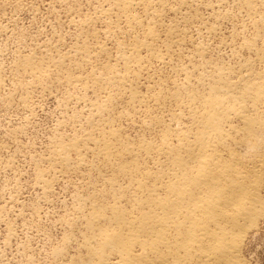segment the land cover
<instances>
[{
  "label": "bare ground",
  "instance_id": "obj_1",
  "mask_svg": "<svg viewBox=\"0 0 264 264\" xmlns=\"http://www.w3.org/2000/svg\"><path fill=\"white\" fill-rule=\"evenodd\" d=\"M151 1L152 0H142L140 2L144 4ZM140 2H138V0H109L110 7L108 6L109 8L101 10L102 13L99 12L107 21L109 19L108 22H105L107 26L103 24L107 28L105 32L108 33V35L110 32H113L110 18L113 16L114 10H117L118 16L116 15V17L124 19L123 21H125L129 27L133 29H143V34L141 33L143 38H132L133 40L135 39V41L131 42L132 45L130 47L127 45L126 47L123 43H120L122 45L115 62L109 60L105 63L103 61V64L100 63V66L93 65L94 67L97 66L98 69L94 71L93 68V71H91V69L90 72L88 70L87 75L81 74L79 69L82 70L83 64H90L91 60L95 58V53L94 50H92L93 48L90 46L88 47L86 43L85 45L83 44L77 47L72 46L74 49H70V51L65 54L63 53V55L56 56L48 52L42 60H36L37 58L30 54L25 57L23 56L21 68L30 74L29 76L32 78L31 81L29 80L30 83L33 80V83L38 81V85L40 86L42 84V82H40L42 80L40 79L56 74L58 79H64L70 87L71 85L74 86L73 88H78V86L82 87L84 91H86L84 93L88 94L91 91L93 93L99 91L98 93H100V95L101 93L105 94L104 100H100L102 98L101 96V98L91 97L87 99L88 95L86 96L83 93L86 98L81 95L84 102L86 101L85 106L87 103L89 108V127L84 129L83 133L79 136L71 135L73 137L65 140L60 137L61 140L59 142L56 140L58 143L57 147L54 146L56 147L54 148L55 150L52 149L54 150V153L52 152L53 155L51 157L49 156L50 171L60 167L61 170H59L63 172L66 169L68 170V168L75 167V165L82 166L86 163L88 164L87 158L89 157L87 156L90 153L105 163L104 165H106L107 171L108 168L112 171L110 176L107 175L103 177L104 187H106L105 190H107L106 195L108 198H111V201L108 202V200H106L107 202L105 203L103 202L105 198L98 201V199L91 197L85 201L82 198V201L80 198L81 203L83 202L85 207L89 206V210H87L89 212L86 214L83 212L85 215H81L85 224L84 227L86 230H84L87 231V233L84 235L83 241L80 240L82 243L79 245L86 250L87 255L85 257H77L78 259H75L74 262L72 261V264H246L247 261H245L243 258L244 256H242L244 241L249 232L259 225L260 220L264 216V199L261 195V189L264 184V117L259 116L260 111L264 113V73H259L260 71L257 73L255 68H253V71H255L253 72L246 64L247 66H242L243 69L242 67L239 69L241 71H239V74L237 73V80H234V77H226L225 74L227 73H224L225 69H223L224 71L219 69L220 71L216 72V75H213V78H211L209 82L206 81L208 80L206 77H209L210 74L209 76L204 75L205 73L198 74V77L195 79L198 84H195V82L192 81L193 78H191L192 74H189L186 68L187 72H185L187 75L184 72L186 84L184 85L185 87H183V92L186 93V95L179 89V91L176 90V92L173 90L175 92L173 97L178 101L182 93L184 94L183 96H186V105H184V108L187 106L190 112V114H188L189 119L187 123H183L185 116L179 109L182 113H179L180 111L178 110V113H172V118L179 123L182 122L184 125L182 124V127L178 126L176 128H170L168 126L169 128L167 127L164 132L162 130L163 134L160 143L155 144V141V143H152L146 139V141L141 140L137 143H131L127 138L124 139L119 130L120 128L117 129L111 125V123H113L111 122L112 119L108 118L111 121L105 118L102 119L104 113L110 111V104L114 99L121 93L125 95L124 93L127 92L130 95H128L130 99L126 104L131 111H136L138 103L141 102L142 98L135 90L136 87L135 89L131 87L132 81L128 84L130 87L127 86V83H129L127 81L130 75H134L137 78L141 76L140 71L142 69L139 70V68H142L146 61L142 56L143 51H146V55H148V51L152 58L156 60L159 59V61L161 60L164 63L167 62L171 52H169L171 49L170 45V47L167 46L170 49H164L165 51L159 50L155 45L160 38V34L155 28L156 26H151L152 23L147 24V22L145 24V21L148 20L149 17H146L148 19L144 21L142 17L139 18L137 15H134V9ZM248 3L249 0H247V4ZM143 8L146 7L143 6ZM97 11L98 10H96V12ZM153 12H156V10H153ZM102 15L99 14V16ZM97 17L98 16H96V18ZM94 19H90L89 21L94 22ZM80 20H83L85 24L88 22L85 21L86 19ZM118 20L119 19H117V23L121 22ZM151 20L150 21L153 22L154 19ZM157 21L160 20H156V22ZM103 22L104 20L102 23ZM156 22L155 24H157ZM117 23L114 24L115 27ZM94 24L96 23H93V25ZM80 27L82 26L80 25ZM164 29L167 30L165 27ZM97 30L98 29H96V31ZM119 30L121 31V29ZM119 30L118 34L120 33ZM131 31L133 32V30ZM83 32L86 31L83 30ZM88 32L87 34H90L93 31L90 33ZM165 32L164 30V33ZM167 32L169 33V30ZM173 32H175V30L172 31V34ZM94 34H97V32ZM96 36H98V34ZM111 36L113 37L114 35L111 34ZM178 37L180 38V35ZM105 38H109V36L107 37L106 35ZM165 38L167 39L168 37ZM179 38L178 40H180ZM116 42L119 41L117 40ZM103 43L105 44L107 42ZM124 43L126 44V42ZM250 43L249 41V45ZM104 44L98 46L101 55L109 51ZM128 45H130V42ZM111 51L114 50H110V52ZM260 52L262 51L260 50ZM101 55L99 54V56ZM109 55L110 56L106 55V57L108 56L111 58L112 54ZM259 55L257 54L256 56L260 57ZM112 58L114 57L112 56ZM68 62H70L68 67H71V69L67 71L66 65ZM146 63L150 62L146 61ZM23 70L22 73H24ZM77 71L79 73H77ZM262 72L264 71L262 70ZM49 78L50 77H48V79ZM1 80L2 79H0V83L2 82ZM44 80L45 79H43V82ZM52 84L51 81V85ZM135 85H137L136 82ZM196 85L202 86V91H199ZM41 87L43 86L41 85ZM159 92H157V94H159ZM79 93L81 92L79 91ZM28 95L26 94V97ZM142 95L144 94H141V96ZM75 97L76 96H74V98ZM157 97L156 95V98ZM145 102L146 101H144L143 104ZM178 104L182 105L180 103ZM112 109L113 107L111 108V112L113 113ZM150 112L152 113V111ZM262 113H260V115ZM126 114H128V112ZM129 114L131 113L129 112ZM85 119H87L86 115ZM234 119L239 120L237 122L238 124L233 123ZM157 120H154L155 123ZM157 123L160 122L158 121ZM258 133L261 134L258 135ZM75 135L77 134L75 133ZM72 152L77 154L75 157L77 159L74 160V158L73 161L70 156ZM249 152L254 153V156L251 157L248 154ZM89 164L91 165V162ZM95 165L92 164V166ZM78 168H76L77 171ZM50 171H48V169L47 171L42 169L39 171L38 176L39 181L48 192L52 185V181L48 177V172ZM99 174H101V172ZM119 177L125 178L127 184H121L118 180ZM53 178H55V176ZM53 178L52 180H54ZM100 192L102 193V191ZM105 193L106 191H104V194ZM85 207L82 208L84 209ZM84 210H86V208ZM62 250L64 249L62 248ZM62 250L59 249L56 253L61 255L63 254ZM71 257L73 258V256Z\"/></svg>",
  "mask_w": 264,
  "mask_h": 264
},
{
  "label": "rangeland",
  "instance_id": "obj_2",
  "mask_svg": "<svg viewBox=\"0 0 264 264\" xmlns=\"http://www.w3.org/2000/svg\"><path fill=\"white\" fill-rule=\"evenodd\" d=\"M140 1L142 0H138V2ZM245 1L152 0L151 2L154 3L143 2L144 4L140 2L134 9V15H137L139 18L142 17L144 21L148 19L146 17H149V19L145 21V24L148 22L147 24L152 23L151 26H156L155 28L160 34L159 40L155 43L157 48L163 51L170 48L172 49L169 50V52L171 51L170 57L168 58L169 63L168 60L165 63L161 60L159 61V59L156 60L152 58L148 51V55H146V51H143L142 56L150 63H146L145 61L142 68H139V70L142 69L140 71L141 76L137 78L134 75H130L127 81L129 82L127 83L129 87L130 85L128 84L132 81L131 87L134 89L136 87L135 90L143 100L138 103L137 112L131 111L126 104L130 99V97H128V92L124 93L126 96L121 93L116 98L118 101L114 99L115 101L113 100L111 102L110 114L109 112L104 113L102 119H112V121L108 119L113 122H110L111 125L117 129L120 128L119 130L123 138H127L131 143H137L146 139L149 142H156L155 144H158L160 143L164 130L167 129L168 126L170 128L182 127L189 119L188 114H190V112L187 106L184 108V105H186V96H183L184 94L186 95V93L183 92V87H185L184 85L186 84L185 74L187 70L189 74H192L191 78H193L192 81L195 82V84H198L195 81L198 74L205 73L204 75L208 76L210 74L209 77H206L208 79L206 81L209 82V80L213 78L212 76L216 75V72L222 71L223 69H225L224 73H227L225 74L226 77H234L233 79L237 80L239 71H241L239 69L247 65L251 68V71L255 68L256 70H254L257 73L258 71H260L259 73H264L262 72V70L264 71V0H249L248 4L247 0ZM109 4V0H0V76L2 77H0V79H2L0 83V264H72L75 259H78L77 257H85L87 255L86 250L79 246L82 243L81 241H83L84 235L87 233L81 215L89 212L87 211L89 210V206L85 207L83 202L81 203V199L83 198L85 201L91 197L98 199V201L105 198L103 200L105 203L107 202L106 200H108V202L111 201V198L109 197V199L106 195L107 190H105L106 187H104L103 177L107 175L110 176L112 171L109 168L107 171L106 165H104L105 163L91 153L87 156L89 157L87 158L88 162H91V165L89 163H86L87 167L86 164H84L85 167L84 165H75V167L68 168V170L66 169L67 171H65L67 173L65 171L61 172L60 167L56 170H51V172L49 164V158L53 155L54 148L57 147V142H59L61 138L65 140L73 137L71 135L79 136L83 133L84 129L89 127L90 114H88L89 108L87 103L85 106L86 101L84 102L82 99L85 97L84 95H88L87 99L91 97H102L100 100H104L105 94L101 93L100 95V93H98L99 91L94 92L96 95L92 91L88 94L84 93L86 91H84L82 87L78 86L79 90L77 87H75L76 89L73 88V85L70 87L64 79H58L56 74H52V77L47 76V78L40 79L42 81L39 80L42 82V84H39H41L43 88L41 85H38V81H35V84L33 83L34 80L30 83L32 79L29 76L30 74L21 68L23 56L25 57L30 54L37 58L36 60H42L48 52L56 56L63 55V53H67L70 49H74V47L83 44L85 45V43L88 47L90 46L93 48L92 50H94L95 58H93L94 62L91 60L90 64L82 65V70L79 69L81 74L87 75L88 70L89 72L91 69V71H93V68L94 71L97 70V66H100V63L103 64V61L104 63L109 60L115 62L122 45L120 43L130 47L132 45L131 42L135 41V39L133 40L132 38H143V29H133L129 27V25L123 21L124 19L116 17V15L118 16V12L114 10L113 16L110 18L112 21L110 24L112 23V30L113 32L115 31L116 34L115 32H110L108 35V33L105 32L107 28L104 25H106L105 22H108L109 19L107 21L101 14V10L109 8ZM143 6L146 7L147 10L143 8ZM144 9L149 14L146 13ZM96 10L98 11L96 12ZM153 10H156V12H153ZM99 14L103 17L99 16ZM95 15L98 17L96 18ZM80 19H86L85 21L88 22L85 24L83 20ZM90 19H94V22L89 21ZM117 19L121 22L117 23ZM151 19H154L153 22H151ZM103 20L104 22L102 23ZM156 20L160 21L156 22ZM155 22L157 24H155ZM93 23L96 24L93 25ZM115 23L119 26L116 24L115 27ZM80 25L82 27L87 26L82 28ZM164 27L167 28V30L164 29ZM128 28L133 30V32ZM96 29L98 30L96 31ZM119 29H121V31ZM83 30L86 32H83ZM118 30L121 34H118ZM164 30L166 32L169 30V33H164ZM174 30L175 32L172 34ZM87 32H91V36L87 34ZM95 32H97L98 36L94 34ZM175 33H178L177 35H180V38ZM111 34L114 36L112 37ZM106 35L107 37L109 36V38H105ZM164 36L168 37V40ZM178 38L181 41L178 40ZM117 40L119 42H116ZM123 41L126 42V44ZM249 41L251 42L250 45ZM103 42H107L105 43L106 45ZM129 42L130 45H128ZM103 44L109 50L106 54H102L105 57L101 55L98 49V46ZM110 50L116 52H110ZM260 50L262 52H260ZM98 53L101 56H99ZM108 53L112 54L111 58L108 57L110 56ZM257 54H260V57H257ZM106 55L108 56L106 57ZM112 56L114 58H112ZM69 64L70 62L66 65L67 71L71 69V67H68ZM93 65L97 66L94 67ZM227 69L228 71L230 70L229 74ZM22 70L24 73H22ZM79 72L77 71V73ZM48 77L50 78L48 79ZM43 79H45V83ZM50 80L53 83L52 85ZM53 80L56 81L54 82ZM135 82L137 85H135ZM54 84L57 86L55 87ZM197 86L199 91H202L203 87L196 85V88ZM42 88H48L49 90H43ZM179 89L184 93H182L180 97L182 100L184 99L183 101L180 98L176 101L173 97V94L176 90L179 91ZM173 90H175V92ZM79 91L82 94L79 93ZM157 92H159L160 95L157 94ZM26 94L29 95L26 97ZM141 94L144 95L141 96ZM81 95H83V97ZM156 95L158 96L157 98ZM74 96L77 98L75 97V99ZM144 98H147L148 101ZM154 100L159 102H155ZM144 101H146V104H143ZM111 106L113 107L112 110L114 114L111 112ZM126 111L128 114L129 112L131 114H126ZM150 111H152V113ZM175 112L182 113L185 116H183L185 118L183 120L184 124L172 118V113ZM260 113L262 112L260 111ZM260 113L259 116L264 117V113L261 115ZM85 115L87 119H85ZM154 120L160 123H155ZM238 121L239 120L234 119L233 123L238 124ZM163 125L166 126L164 127ZM75 133L77 135H75ZM260 134L258 133V135ZM242 150L246 151L245 149ZM248 154L251 157L254 156L252 152ZM76 155L77 154L74 152L71 153L70 156L72 161ZM76 159L77 158L74 160ZM92 164L96 165L92 166ZM76 168H78V171ZM42 169L46 171L48 169V171H50L48 172V177L51 179L52 185L49 192L38 179L39 171ZM97 170H102L100 171L101 174H99L100 172ZM57 171H60L61 174ZM54 176L55 178H53ZM52 178L54 180H52ZM121 178L122 177L118 178L119 182L126 185L125 178ZM100 191H102V193ZM104 191H106L105 194ZM261 195L264 199V184L261 189ZM82 207H85L86 210ZM66 237L70 239L68 240ZM62 248L64 250H62ZM59 249L63 251V254L60 255L56 253ZM71 256H73V258ZM242 256H244L243 258L247 261L246 264H264V216L260 220L259 225L253 228L246 237L242 248Z\"/></svg>",
  "mask_w": 264,
  "mask_h": 264
}]
</instances>
